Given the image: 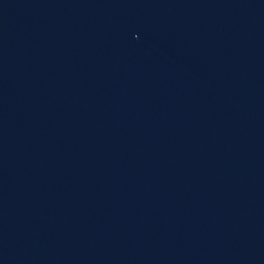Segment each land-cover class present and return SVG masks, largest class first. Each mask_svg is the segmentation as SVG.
<instances>
[{"label":"water","instance_id":"1","mask_svg":"<svg viewBox=\"0 0 264 264\" xmlns=\"http://www.w3.org/2000/svg\"><path fill=\"white\" fill-rule=\"evenodd\" d=\"M0 187L95 264H264V0H0Z\"/></svg>","mask_w":264,"mask_h":264}]
</instances>
